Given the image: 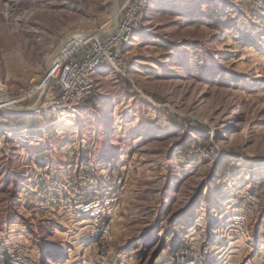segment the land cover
Instances as JSON below:
<instances>
[{"label": "rangeland", "instance_id": "1", "mask_svg": "<svg viewBox=\"0 0 264 264\" xmlns=\"http://www.w3.org/2000/svg\"><path fill=\"white\" fill-rule=\"evenodd\" d=\"M136 2L76 116L0 107V264H264V0ZM113 6L0 0V101L34 105Z\"/></svg>", "mask_w": 264, "mask_h": 264}, {"label": "built area", "instance_id": "2", "mask_svg": "<svg viewBox=\"0 0 264 264\" xmlns=\"http://www.w3.org/2000/svg\"><path fill=\"white\" fill-rule=\"evenodd\" d=\"M142 7L136 0H127L122 10H127L126 16H120V24L107 39L90 38L81 46L79 55L66 59L55 60L51 66L50 77L56 79L61 94L48 98L49 108L41 105L40 112L52 111L57 116H76L85 95L89 94L95 84V71L102 66H111L121 72V66L127 62L120 47L130 42V30L126 27L136 20L137 12ZM121 11V9H120ZM144 20V19H143ZM142 21V14H141ZM64 60V61H63ZM63 61V62H62ZM66 112V113H65ZM245 215V213H244ZM237 220H244L238 217ZM186 250L178 253L184 258Z\"/></svg>", "mask_w": 264, "mask_h": 264}, {"label": "water", "instance_id": "3", "mask_svg": "<svg viewBox=\"0 0 264 264\" xmlns=\"http://www.w3.org/2000/svg\"><path fill=\"white\" fill-rule=\"evenodd\" d=\"M119 13H120L119 0H114L113 16H112V19H111V22H110V26L108 27V29H106V30L101 29V30H98V31H95V32H85V33L90 34L92 36V38H98V39L111 35L117 29V27L119 25ZM70 37H71V34H69L67 36V38L56 48V50L54 51L53 56L49 59L47 67H46V76L43 79V84L45 82H47V85L44 88V90L41 93V95L39 96L37 102L34 105H32V106H16V105L12 106L11 107L12 110H10V111L18 113V112H21L24 108L30 109V110H32V109L35 110L36 108L38 109L39 106H41V104L43 103V99H44V96L46 94V91L48 89L49 82H50V71H51L52 60L57 54H59L61 52L63 46L68 42Z\"/></svg>", "mask_w": 264, "mask_h": 264}, {"label": "bare ground", "instance_id": "4", "mask_svg": "<svg viewBox=\"0 0 264 264\" xmlns=\"http://www.w3.org/2000/svg\"><path fill=\"white\" fill-rule=\"evenodd\" d=\"M155 12H152V14H154ZM119 24H120V19H119ZM114 34V33H113ZM90 38H92V36L90 35V34H88V33H85V32H74V33H72L71 34V37H70V39L68 40V42L63 46V48H62V50H61V52H60V54H57L56 55V57H54L55 59L56 58H58L61 54H62V51L70 44V42H73V41H82V40H88V39H90ZM80 51H81V47L77 50V51H75V52H73L69 57H71V56H76V55H79V53H80ZM69 57H67V58H69ZM54 59V60H55ZM52 82V77H50V82H49V85H50V83ZM46 85H47V82H45V86H44V88L46 87ZM3 87V86H2ZM37 88V87H36ZM44 88H43V90H44ZM0 89H1V87H0ZM39 90V89H38ZM37 90V91H38ZM43 90H42V92H43ZM40 91V90H39ZM1 92V91H0ZM7 92V91H6ZM35 92V91H34ZM33 92V93H34ZM3 94H4V92H3ZM32 96V95H31ZM48 96V95H47ZM0 98H1V96H0ZM46 99V98H45ZM10 101V98H8V97H6V96H4L3 97V99L0 101V107L2 108V109H8V110H12V106H15V105H13L12 103H10L9 102ZM47 102H45V104H44V106L46 107V108H49L50 107V105H47L46 104ZM43 104V103H42ZM17 106V105H16ZM40 107V106H39ZM39 109V108H38ZM37 108L35 109V110H30V109H26V108H24L21 112H18V114H20V113H26V114H31L33 111H37L38 110ZM66 113V112H65ZM66 122V120H65V118H59V119H57V120H55L54 122H53V124H58V125H61V124H63V123H65ZM67 125V124H66ZM65 125V126H66ZM70 125V124H69ZM68 126V125H67Z\"/></svg>", "mask_w": 264, "mask_h": 264}]
</instances>
